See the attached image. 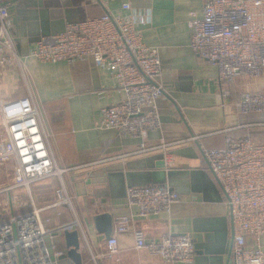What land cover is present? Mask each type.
Listing matches in <instances>:
<instances>
[{
	"label": "crops",
	"instance_id": "1",
	"mask_svg": "<svg viewBox=\"0 0 264 264\" xmlns=\"http://www.w3.org/2000/svg\"><path fill=\"white\" fill-rule=\"evenodd\" d=\"M123 2L149 12V22L138 23L137 29L146 44L158 48L162 62L158 81L163 93L157 100L161 127L148 134L147 145L156 148L146 151L139 150V138L120 136L113 128L95 125L100 108L119 102L123 95L106 69L89 60L42 63L31 55L38 39L50 41L65 24L99 17L105 11L116 12ZM5 3L13 23L21 68L15 62L9 65L0 78V94L12 95L8 99L33 97L52 133L51 144L58 165L71 168L64 174V180L74 196L75 214L67 207L47 208L54 199L56 177L31 186V196L41 208V215L51 218V228L77 218L84 233V237L79 233L81 264H171L146 249L136 248L135 231L142 232L146 240L166 232L190 234L195 248L194 264H206L205 255L198 253L203 248L212 251L224 248L231 237V220L224 194L208 168L202 148L222 147L224 130L229 128L233 134L250 132L255 138H264L263 126H246L255 117L239 114L235 106L240 92L264 89V75H239L231 82L221 81L217 67L192 50L188 20L193 13L202 16L203 0H5ZM222 89L229 90L231 95L223 97ZM192 136L198 139L192 140ZM161 144L164 146L159 147ZM101 167L109 172L107 188L98 192L101 198L87 197L88 214L85 201L74 193L70 176ZM156 167L167 169L168 179L158 181L147 170ZM142 185L172 187L179 200L169 213L140 217L127 202V188ZM12 193L24 196L20 187ZM104 211L113 212L115 220L121 216L128 219V230L115 234L117 260L103 256L106 240L96 232L91 220L92 215ZM53 242L57 249L66 252L62 234L55 235ZM261 242L264 246V238ZM62 262L74 264L69 258Z\"/></svg>",
	"mask_w": 264,
	"mask_h": 264
},
{
	"label": "built area",
	"instance_id": "2",
	"mask_svg": "<svg viewBox=\"0 0 264 264\" xmlns=\"http://www.w3.org/2000/svg\"><path fill=\"white\" fill-rule=\"evenodd\" d=\"M149 19L148 11L123 2L116 12L105 11L99 17L65 24L52 40L38 39L31 51L42 63L91 58L97 67L106 69L123 95L119 102L100 108L95 125L113 128L120 136L139 138L140 151L156 148L148 146L146 140L151 131L161 127L156 103L163 93L158 81L162 62L158 48L146 44L137 29L138 23L145 24ZM12 28L8 6L0 0V78L13 62L21 68ZM188 28L192 50L217 67L219 80L231 82L239 75H264V0H203L202 16L191 14ZM221 95L229 97L231 92L222 89ZM235 106L239 114L255 117L246 126L264 127V89L240 92ZM225 110L229 113L228 108ZM230 131L224 130L222 147L202 148L229 209V264H264V138ZM51 139L52 133L31 95L16 99L0 96V166L11 159L14 162L11 183L0 188V193L5 192L0 200V264H55L49 249L55 258L64 253L53 242L55 232L77 230L84 237L76 217L52 229L51 218L41 215V208L31 196L33 184L56 177L54 199L47 208L67 207L75 214L74 196L64 180L71 168L58 165ZM18 187L24 196L13 195ZM7 190L11 193L12 213ZM178 200L179 194L166 185L127 188V202L140 217L169 213ZM127 221V217H117L113 235L106 240L105 258L117 260L115 234L128 230ZM134 236L136 248L146 249L164 262L195 263L190 234L166 232L146 240L142 232L135 231Z\"/></svg>",
	"mask_w": 264,
	"mask_h": 264
},
{
	"label": "water",
	"instance_id": "3",
	"mask_svg": "<svg viewBox=\"0 0 264 264\" xmlns=\"http://www.w3.org/2000/svg\"><path fill=\"white\" fill-rule=\"evenodd\" d=\"M152 176H154L158 181H164L168 179L169 171L164 170L162 167L148 168L147 169ZM109 177V172L106 167H101L91 171H82L79 173H72L70 180L73 183L74 193L78 197H82L85 201V206L87 208V213H90L87 197L91 196L94 198H101L102 195H99L98 192L105 190L107 188V180ZM161 179V180H160ZM7 188V183L0 184V188ZM170 189L173 190L172 187ZM7 199L11 213L13 212V204L11 199V193L7 190ZM92 223L94 224L95 230L97 233L103 234L104 239L107 240L113 235L114 224L116 220L114 219L113 212L104 211L99 212L91 216ZM59 234L55 232L54 235ZM64 238V243L67 247L66 252L58 257L53 256V250L50 248V259L55 263L57 260H63L69 258L73 261L74 264H81V253L79 249L80 245V235L77 230L64 231L62 233ZM232 247V229L231 237L228 240V243H225V247L220 248V250L212 251L211 249L203 248L198 253L199 256L205 255L203 260L206 264H215L216 261H223L225 264L230 263V254Z\"/></svg>",
	"mask_w": 264,
	"mask_h": 264
},
{
	"label": "rangeland",
	"instance_id": "4",
	"mask_svg": "<svg viewBox=\"0 0 264 264\" xmlns=\"http://www.w3.org/2000/svg\"><path fill=\"white\" fill-rule=\"evenodd\" d=\"M76 60H78V59H76ZM76 60H74V61H76ZM87 61V60H86ZM89 61H91V62H93L94 63V61H93V59H89ZM0 96L3 98V99H7L8 97H12V95H8V94H6V96H3V95H1L0 94ZM156 105H157V103H156ZM145 109V108H144ZM157 109H158V112H159V108H158V106H157ZM160 114V113H159ZM151 132H153V131H151ZM150 132V133H151ZM13 164H14V162H13V159H11L5 166H0V184H2V183H11V181H12V178H9L8 176L10 175V174H12V166H13ZM69 191H70V189H69ZM4 193L5 192H1L0 193V200L1 199H3V197H4ZM14 203H15V201H14ZM17 215L18 214H20V212L19 211H16L15 212ZM63 260H59V264H62L63 262H62Z\"/></svg>",
	"mask_w": 264,
	"mask_h": 264
},
{
	"label": "trees",
	"instance_id": "5",
	"mask_svg": "<svg viewBox=\"0 0 264 264\" xmlns=\"http://www.w3.org/2000/svg\"><path fill=\"white\" fill-rule=\"evenodd\" d=\"M8 177H9V178H12V174H10Z\"/></svg>",
	"mask_w": 264,
	"mask_h": 264
}]
</instances>
